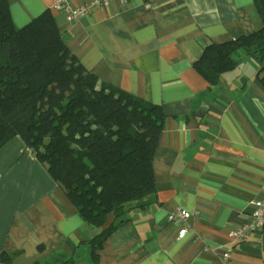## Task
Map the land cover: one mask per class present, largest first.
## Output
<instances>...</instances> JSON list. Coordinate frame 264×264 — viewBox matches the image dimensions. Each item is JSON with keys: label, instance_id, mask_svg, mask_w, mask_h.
Masks as SVG:
<instances>
[{"label": "crops", "instance_id": "obj_1", "mask_svg": "<svg viewBox=\"0 0 264 264\" xmlns=\"http://www.w3.org/2000/svg\"><path fill=\"white\" fill-rule=\"evenodd\" d=\"M58 0H6L17 29L49 11L69 53L99 83L158 105L163 128L150 191L104 241L79 217L20 137L0 148V264H264V226L228 240L264 199V86L244 55L209 87L193 64L204 49L257 32L253 0H109L73 24ZM72 6L92 0H68ZM192 213L188 233L167 221ZM227 255V258H224Z\"/></svg>", "mask_w": 264, "mask_h": 264}, {"label": "trees", "instance_id": "obj_2", "mask_svg": "<svg viewBox=\"0 0 264 264\" xmlns=\"http://www.w3.org/2000/svg\"><path fill=\"white\" fill-rule=\"evenodd\" d=\"M253 1L261 29L206 47L193 64L209 87L237 67L240 55L258 65L264 86V0ZM163 121L160 106L85 71L49 11L17 29L0 0V148L14 137L23 140L82 221L98 231L88 243L94 262L131 202L150 191Z\"/></svg>", "mask_w": 264, "mask_h": 264}, {"label": "built area", "instance_id": "obj_3", "mask_svg": "<svg viewBox=\"0 0 264 264\" xmlns=\"http://www.w3.org/2000/svg\"><path fill=\"white\" fill-rule=\"evenodd\" d=\"M109 0H92V4H81L78 6H72L68 0H58L54 5V8H60L64 12L66 21L68 24L77 22L82 17L88 15L93 7L103 6L106 7ZM192 213L176 208L171 210L166 219L170 223H176L178 225L177 238L183 239L188 233L189 225L188 220L191 218ZM264 226V199L257 200L254 203V211L251 215V221L249 223L240 225L233 229L228 234V240L233 244H240L246 240V238L259 231ZM227 258V255H224Z\"/></svg>", "mask_w": 264, "mask_h": 264}]
</instances>
